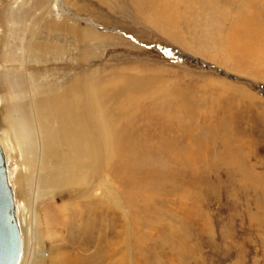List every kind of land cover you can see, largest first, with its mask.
<instances>
[{
  "label": "rangeland",
  "instance_id": "rangeland-1",
  "mask_svg": "<svg viewBox=\"0 0 264 264\" xmlns=\"http://www.w3.org/2000/svg\"><path fill=\"white\" fill-rule=\"evenodd\" d=\"M41 1L0 0V131L20 195L16 196L23 228L20 264H54L61 252L58 247L66 242L61 238L78 234L72 227L60 233V225H54L53 220L67 218L70 211L58 219L48 213L47 201L64 194L66 199L54 206L69 208L74 202L69 195L84 189L82 184L73 191L58 187L67 167L82 170L88 182L106 184L102 159L95 168L69 159L65 151L45 164L24 159L4 129L3 111L21 88L25 96L31 90L25 73L35 89L34 110L54 126L61 124L57 107L75 115L76 96L89 122L94 101L103 116L111 110L122 118L128 101L137 102L129 115L151 105L175 114L171 138L175 144L166 157L179 159L185 171L172 169L176 178L165 168L154 169L155 174L143 172L149 188H161L147 193L164 194L169 202L164 207L153 198L150 203L161 210L154 214L155 209L146 208L136 221L129 210L126 216L117 212L113 221L118 246L111 247L108 264H264V46L250 32L240 34L241 43L226 38L233 14L239 16L249 0H225L231 17L214 24L219 34L206 31L209 19L194 21L192 10L183 9L184 0L180 8H174L175 0H64L59 5L65 11L61 20L42 11L47 3ZM254 1L257 5L247 10V16L257 11L264 19V0ZM25 9L27 13L21 14ZM73 25L80 31H75L77 37L68 33ZM249 47L257 52L251 53ZM22 53L27 56L26 69L20 66ZM67 88L71 103L65 106ZM106 120L121 128L116 118ZM56 143L65 148L60 136ZM103 148H108L106 138ZM25 172L23 179L19 174ZM49 184L56 193L40 195L39 186ZM123 230L131 248L117 239ZM135 248L142 250L141 258Z\"/></svg>",
  "mask_w": 264,
  "mask_h": 264
},
{
  "label": "bare ground",
  "instance_id": "bare-ground-1",
  "mask_svg": "<svg viewBox=\"0 0 264 264\" xmlns=\"http://www.w3.org/2000/svg\"><path fill=\"white\" fill-rule=\"evenodd\" d=\"M44 2L47 4L42 8V11H45L47 15L53 16L57 20L64 18L65 11H63L62 7H59L60 2H62L63 5L65 4L64 0H42L41 4ZM180 4V0H175L174 8H180ZM182 4L183 9L192 10L190 16L194 21L200 22L203 19L210 20L206 29L208 33L211 32L213 34L218 32L219 34L220 29L218 25L214 24H217L219 21L225 22L229 16L231 17L230 13L228 14V11L225 10L226 7L224 6L227 4L225 0H184ZM256 5L255 1L249 0L247 5L241 7L242 10L240 9V11H242V13L239 16L233 14L234 22L226 37L229 43H241L243 40H241L240 34L246 35L250 32L252 37L248 36L253 38L254 41L262 43L264 46V19H261V15L257 11H254L253 17L247 16V10ZM19 8L18 11H21L23 7ZM2 12L4 14L6 13V17L8 16L7 11ZM24 13H27L26 9L21 12V14ZM251 22L253 26L262 27L252 28L250 27ZM61 25H58V27ZM68 29V33L77 37L75 31L78 29L75 25L68 27ZM77 32L80 33L79 30ZM231 48L234 49L233 46ZM249 51L251 53L257 52V50L255 51V49L253 50L250 47ZM24 55L25 54L22 53L23 60L20 61V66L26 69L28 62L26 60L27 56ZM25 74L27 75L26 82L31 90H29L25 96L21 88L18 96H16L12 103L3 111L4 129L9 132L11 135L10 137H12L13 141L15 140L16 144L21 148L24 159H28L29 163L34 162L36 164H39L40 161L43 160L42 163L45 164V160L58 159L60 156H58V152L65 151V155L69 159H73L79 163H87V167H97V164L94 163H96L98 159L105 161L103 176L106 184L102 185V183L97 180H90V183L88 182L89 178L83 176L84 172L82 170L74 166L67 167L63 177L60 181L58 180V187L63 189L62 186H66L68 190L73 191L75 187H79L80 184H82L84 189H81V191L80 189L76 190L75 193L69 195L70 201H74L72 207L69 208H62L61 205L54 206L56 201L66 199L64 194L58 195L61 197L57 196V198H53L51 203L47 201L48 213L51 218L55 217L58 219L59 217L65 216V210L68 212L70 211L67 214V218L58 219L60 223L58 220H53L55 226L60 225L58 229L59 232L70 230L71 227L78 232L75 238L67 236L61 238L63 240L66 239V242L58 247L61 252H59V257L54 264H108L111 260V247L118 246L115 245L116 240H114L115 230L113 221L117 212L121 210L122 214L126 216L129 210L133 220L136 221L143 215L146 208L155 209L152 210L154 214L161 210L159 206L156 207L150 203L153 198H159L160 205L164 207L166 206V202H169V197H166L164 194L158 197L157 193H147L148 189H153L158 192L161 188L158 185L149 188V184L145 182L144 176L147 172L153 173L156 168H165L168 172H172V175H169L170 177L176 178L178 176L173 175L172 169L176 170V168L180 167V169L183 170L179 159L173 157L169 160L166 157L171 144H175L171 140L172 135L175 134L174 126H177L173 125L175 121L172 120L175 114L173 112L171 114L170 111L169 113H161L159 107L151 105L148 108L140 106L138 110H133L131 112L132 115H129V109L137 105V102L135 101L129 104L128 101L126 104L124 103L122 118L115 116L111 110L104 112L103 116L97 102L94 101L91 106L92 110L89 114V118L92 122H89L87 114L84 108L80 106L79 98L76 96L73 101L75 115L73 116L71 113L68 114L66 108L57 107L61 118V124L54 126L47 119L43 121L40 114L34 110L33 96L35 89L29 81L30 76L27 73ZM27 97L31 100V109ZM62 103L65 106L70 105V88H67ZM111 117L117 119L118 125L121 126V128H114L116 122L111 123L106 120ZM128 118L129 120H127ZM58 136L63 139L65 148L58 147L56 143ZM105 138L108 143L107 149L103 148V139ZM5 140V136L0 131V150L4 157L7 185L12 195L14 219L18 225L21 240V252L19 262L17 263L20 264L23 255V228L21 227L20 207L18 206L16 197L17 194L18 196L20 195L16 193L13 183L12 171L9 163V149ZM172 148L175 151V147ZM187 163L188 162L185 164L189 165ZM145 170L148 171L143 173ZM87 172L94 174L92 169H89ZM25 174L26 172L19 175L25 179ZM179 174H181V172ZM19 178L18 176V179ZM34 180L35 176L32 177L28 184L33 185ZM43 180L44 179L40 180L41 183L46 182ZM166 186L168 187L170 185L167 184ZM17 187L18 186H16V188ZM39 187L40 195H46L49 192H52V194L56 193V189L52 184L45 186L40 185ZM162 190H164V188ZM138 204L140 207H138ZM136 217H138V219ZM132 224H136V222H132ZM131 229L133 230V228ZM131 229L126 230L131 233ZM126 230L120 232L117 239L123 242L125 246L131 248L126 236ZM29 238H33L31 233L29 234ZM143 238L144 237H138V240L141 241ZM57 239V241H59V238ZM134 250L135 255L141 258L143 255L142 250L138 248ZM50 257L53 258V256ZM139 257L137 258L139 259ZM123 259L124 261L126 260L125 257H123Z\"/></svg>",
  "mask_w": 264,
  "mask_h": 264
},
{
  "label": "water",
  "instance_id": "water-1",
  "mask_svg": "<svg viewBox=\"0 0 264 264\" xmlns=\"http://www.w3.org/2000/svg\"><path fill=\"white\" fill-rule=\"evenodd\" d=\"M21 252L12 195L7 185L4 157L0 150V264H17Z\"/></svg>",
  "mask_w": 264,
  "mask_h": 264
}]
</instances>
